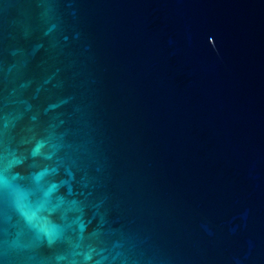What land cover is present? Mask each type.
<instances>
[{
    "label": "water",
    "instance_id": "obj_1",
    "mask_svg": "<svg viewBox=\"0 0 264 264\" xmlns=\"http://www.w3.org/2000/svg\"><path fill=\"white\" fill-rule=\"evenodd\" d=\"M0 264H264V0H0Z\"/></svg>",
    "mask_w": 264,
    "mask_h": 264
}]
</instances>
